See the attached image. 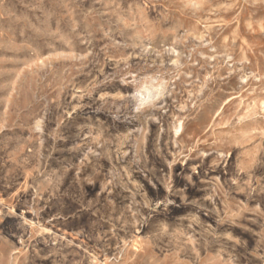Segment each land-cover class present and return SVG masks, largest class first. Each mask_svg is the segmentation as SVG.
<instances>
[{"label":"rangeland","instance_id":"374dc122","mask_svg":"<svg viewBox=\"0 0 264 264\" xmlns=\"http://www.w3.org/2000/svg\"><path fill=\"white\" fill-rule=\"evenodd\" d=\"M0 264H264V0H0Z\"/></svg>","mask_w":264,"mask_h":264},{"label":"bare ground","instance_id":"6f19581e","mask_svg":"<svg viewBox=\"0 0 264 264\" xmlns=\"http://www.w3.org/2000/svg\"><path fill=\"white\" fill-rule=\"evenodd\" d=\"M143 88H144V87H143ZM146 88H147V87H146ZM146 88H145V89H146ZM142 90H143V89H142ZM148 90H149V88H148ZM150 90H151V89H150ZM146 93H147V92H146ZM152 94H153V93H152ZM148 96H150V95H148ZM144 98H145V97H144Z\"/></svg>","mask_w":264,"mask_h":264}]
</instances>
